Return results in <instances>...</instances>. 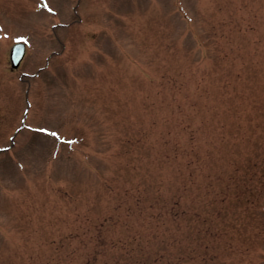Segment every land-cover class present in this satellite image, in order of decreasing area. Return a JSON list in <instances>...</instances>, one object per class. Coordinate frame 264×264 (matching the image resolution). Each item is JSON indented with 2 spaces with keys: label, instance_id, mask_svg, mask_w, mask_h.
<instances>
[{
  "label": "rangeland",
  "instance_id": "374dc122",
  "mask_svg": "<svg viewBox=\"0 0 264 264\" xmlns=\"http://www.w3.org/2000/svg\"><path fill=\"white\" fill-rule=\"evenodd\" d=\"M245 19L261 22L233 36L240 53L223 59L218 25ZM261 28L264 0H0V264H51L81 247L73 234L121 231L136 186L145 199L175 189L176 172L157 158L160 120L194 86L153 97L154 108L147 97L157 90L149 77L180 71L209 78L195 115V189L210 193L221 230L212 242L225 264H264ZM14 43L26 46L18 68Z\"/></svg>",
  "mask_w": 264,
  "mask_h": 264
},
{
  "label": "trees",
  "instance_id": "16d2710c",
  "mask_svg": "<svg viewBox=\"0 0 264 264\" xmlns=\"http://www.w3.org/2000/svg\"><path fill=\"white\" fill-rule=\"evenodd\" d=\"M245 21L218 25L223 27L224 33L217 32L219 36L216 37L220 40L217 42L228 44L222 47L223 59L231 56L229 49L240 53V47H236L233 36L254 33L258 29L257 23L261 22L259 19ZM255 38L256 43H262V37ZM198 68L203 71L196 64L193 72H198ZM180 76L181 80L169 75L149 77L150 82L157 85V90L155 93L149 92L147 97L149 106L154 108L157 101L153 97L159 96L163 103L170 91L176 100L179 93L182 95L194 86V95L190 91L184 93L186 98H179L181 102H178L177 109L170 110V114L163 115L160 120L166 123L168 130L160 138L162 149L157 158L176 172L178 183L175 189L169 194L163 191L158 197L145 199L139 195L140 185L136 186L137 195L133 200L136 207L123 203L130 217L126 214L121 219L123 223L119 227L122 228L120 233L114 229L112 235H104L106 233L103 231H110V227L102 223L94 230L98 238L89 236V232L85 235L73 234L68 239L84 236L81 247L53 253L50 256L51 264H225L224 248L216 247L215 242H212V239L221 238V230L211 226L215 220L208 211L210 193L208 189H204L203 194L197 193L195 189V172L204 166L196 154L195 115H199L196 111L201 105L200 98L209 96V78L204 75L201 79L196 78V81H188L182 71ZM151 120L149 132H153L157 124L156 119ZM166 182L170 184L169 179Z\"/></svg>",
  "mask_w": 264,
  "mask_h": 264
},
{
  "label": "water",
  "instance_id": "95a60500",
  "mask_svg": "<svg viewBox=\"0 0 264 264\" xmlns=\"http://www.w3.org/2000/svg\"><path fill=\"white\" fill-rule=\"evenodd\" d=\"M25 55V45L22 43L15 44L11 49V63L13 68H18Z\"/></svg>",
  "mask_w": 264,
  "mask_h": 264
}]
</instances>
